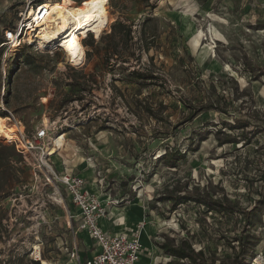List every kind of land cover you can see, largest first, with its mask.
<instances>
[{
    "label": "rangeland",
    "instance_id": "1",
    "mask_svg": "<svg viewBox=\"0 0 264 264\" xmlns=\"http://www.w3.org/2000/svg\"><path fill=\"white\" fill-rule=\"evenodd\" d=\"M98 1L106 10L108 4L107 28L98 37L79 36L80 42L86 36L81 43L85 58L72 62L73 68L64 63L66 48L65 53L34 51L27 44L10 48L3 32L16 21L24 0H0L2 116L20 122L16 137L47 119L63 126L57 133H66L53 137L49 146L57 168L62 159L74 172L83 168L86 157L96 160L103 169L102 190L117 200L104 206L106 211L139 204L142 216L127 228H141L144 254L149 248L155 252L149 234L153 245L165 235L185 237L207 254L229 256L225 252H230L234 217L194 203L170 211L167 203L152 198L175 182L204 187L214 197L224 194L243 207L258 198L264 155V0H150L152 7L142 0H114L116 6ZM91 38L96 41L89 45ZM133 71L156 79L138 78ZM237 119L250 122L245 130L262 127L248 144L240 139L242 129L224 127L235 126ZM218 130L234 133L237 142L219 145ZM178 150L185 157L167 166L160 156ZM22 162L11 163L23 183L30 184L34 176ZM21 185L9 189L10 199L28 193L15 190ZM42 189L31 199L46 203L45 213L59 216L49 222L51 229L45 223L38 228L46 243L43 255L55 261L63 257L56 245L71 235L63 215L73 209L68 200L65 205L47 201L52 188ZM17 203H0V264H33L27 248L34 240V222L26 219L30 212H19ZM251 233L255 244L249 256L264 247V214Z\"/></svg>",
    "mask_w": 264,
    "mask_h": 264
},
{
    "label": "built area",
    "instance_id": "2",
    "mask_svg": "<svg viewBox=\"0 0 264 264\" xmlns=\"http://www.w3.org/2000/svg\"><path fill=\"white\" fill-rule=\"evenodd\" d=\"M51 0H24V2L18 7L17 19L12 26L7 27L3 32V40L8 46L21 47L25 44L30 46L34 51H52L61 50L64 51V37L67 33L60 36L51 38L48 42H45L44 46H38L39 32L42 30V22L44 18L51 12V7L45 3ZM74 4H77L76 1ZM108 10V4H107ZM108 24V23H107ZM105 25V29L107 28ZM102 30V31H103ZM88 34H95L88 31ZM85 38V37H84ZM84 38H81V43ZM96 41V39H94ZM67 57V55H66ZM85 52L82 62H84ZM65 65L76 68L72 61L68 58L65 60ZM7 78V77H6ZM2 98H4L6 87H4ZM42 102L47 101V97L41 98ZM20 123V122H19ZM63 126L56 125L55 122L47 119V122H43L40 126L36 127L31 133H24L18 131L16 139L10 142L14 145L15 149L21 154L23 158V164H27L31 168L34 181L29 183H23L22 178L20 181L22 185L17 188L28 189L27 194H18L19 197H6L2 201L10 200V202H18L16 206H19V212L24 216L30 212L31 216L26 219L34 222L32 231L34 232V240L30 247L27 248L28 254L33 261H41L42 250L45 247V241L40 239L38 234V228L42 223L48 225L45 217L47 207L46 203H38L37 200L33 201L31 196L35 193H39V190H43L42 187L50 186L52 191L50 194H46L49 202L51 203H64L66 197L70 204L77 211L75 216L78 225L76 230L84 231L96 244L97 251L90 257L85 258L82 262L78 260L77 250L74 247L65 249L68 256V261L63 264H72L71 262L77 260V264H141V256L143 253V245L140 237L139 225L132 230L126 229L122 232L111 234L104 231L98 224V220L101 217L109 215L104 206L113 205L117 203V200L109 195L108 199L103 203L97 194L90 191L87 187V179L80 173H75L73 169L65 164L62 159L61 168H57L54 158L55 152H51L49 148L51 138H58L64 135V132L57 133ZM57 133V134H56ZM86 165L91 168L95 175V182L101 189L105 188V181L103 175V169L100 164L92 159L91 156L83 159ZM22 168V167H21ZM39 184L41 188H39ZM14 193V192H13ZM30 204L27 203V199ZM153 199V198H152ZM1 201V202H2ZM0 202V203H1ZM195 250L201 247H195ZM164 257L159 260H153L151 264H165L170 261L172 257L163 252ZM248 264H264V247L253 252L252 256L248 260Z\"/></svg>",
    "mask_w": 264,
    "mask_h": 264
},
{
    "label": "trees",
    "instance_id": "3",
    "mask_svg": "<svg viewBox=\"0 0 264 264\" xmlns=\"http://www.w3.org/2000/svg\"><path fill=\"white\" fill-rule=\"evenodd\" d=\"M59 1L60 0H57L55 2ZM73 1L80 4L82 0ZM142 1L149 7L153 6V2H150V0ZM110 2L111 6L117 5L114 0H110ZM146 21L147 20L144 22ZM115 27L116 26L113 28ZM129 31L130 29L128 28L126 33H129ZM89 43V45H92L94 40L91 38V42ZM25 60L29 64L32 63L29 58H25ZM38 68L43 69L44 66L39 65ZM134 73H136L138 78L148 80L156 79V76L153 74L133 71L132 74ZM84 76H82V78H84ZM69 83L74 85L75 82L71 81ZM80 83L81 82H78V85L81 86ZM4 113L5 112L0 110V116L5 115ZM193 114V111L190 112V117ZM249 125L251 124L248 120L237 119L235 126H226L224 124V127H227L229 130L235 128L242 129L243 132L241 133L240 139H242L245 144H248L250 143L251 136L262 128L256 125L253 130H245ZM218 131L217 143H219V145L237 142L238 138L234 133L224 132L223 130L220 134V130ZM202 140H204V138H201L200 141ZM175 153L176 154H173L170 151L165 152L163 154L164 156L161 155L160 157L164 159V163L167 166L174 167L177 161L185 157V154L180 150ZM14 160L19 163L23 161V158L13 144L0 142V202L8 196L9 189L12 188L13 184L20 181V175L17 173L16 167L11 163ZM257 179L261 182L258 191V198L255 199L250 206L246 207L240 206L237 202L230 200L224 194L220 197H214L204 187L199 188L197 185H192L188 188L186 183L180 184L179 182H175L171 186H166L162 194H158L155 198L153 197L156 202L167 203L170 211L176 210L182 204L194 203L204 208L205 211H214L235 218L233 223L235 232L229 240L230 252H225L229 256L218 258L213 253L207 254L203 248L195 250L193 248V243L189 238L182 237L179 240H175L165 235L163 240L157 243L163 252H167L172 257V259L165 264H248V260L253 254L252 253L249 256L250 249L255 244L251 229L256 222L261 221V215L264 214V155L263 166ZM32 263L39 264L38 261H33Z\"/></svg>",
    "mask_w": 264,
    "mask_h": 264
},
{
    "label": "bare ground",
    "instance_id": "4",
    "mask_svg": "<svg viewBox=\"0 0 264 264\" xmlns=\"http://www.w3.org/2000/svg\"><path fill=\"white\" fill-rule=\"evenodd\" d=\"M54 2L55 0L45 2L51 7V12L41 23L42 30L39 32L38 46L42 47L51 38L67 33L63 39L66 54L72 62L80 64L84 50L79 36L86 35L88 31L93 32L97 37L100 36L108 23L109 14L98 0H85V4L82 5H68L65 0H60V3ZM18 129V122L12 121L7 116H0L1 139L13 141L16 137L15 131ZM43 264H47L46 261Z\"/></svg>",
    "mask_w": 264,
    "mask_h": 264
},
{
    "label": "crops",
    "instance_id": "5",
    "mask_svg": "<svg viewBox=\"0 0 264 264\" xmlns=\"http://www.w3.org/2000/svg\"><path fill=\"white\" fill-rule=\"evenodd\" d=\"M55 159L58 160L57 156L54 158V161ZM76 169L78 172L76 171L75 173H80L87 179L88 189L94 192L95 194H97L99 198L102 200V202L104 203L108 199L110 193L109 192L104 193V191L95 182V175H94L93 170L89 168L86 165V163L83 166V168H81V170H79L78 168ZM67 200L68 198L66 197L65 201ZM72 209H73V213L65 212V214L63 215V226L65 229H67V231L71 235L68 236V238L64 237V239H61L60 243L58 244L56 243L57 244L56 248L61 252L63 257L58 260L52 261V259L46 258L43 255V250H42L41 260L42 259L46 260L47 264H63L64 262L68 261V256L65 252V249L68 248V251H70V247H74L77 250L78 260L80 262H82L85 258L90 257L92 254H94L97 251V246L95 242L84 231L76 230L78 221L75 216L73 217V215H76L77 211L74 209L73 206H72ZM140 210L141 209L139 207V204L133 207L132 202L130 204L129 209L127 210H120V208L112 206V207H109V210H108L109 215L99 218L98 224L104 231L111 233V234H116V233H119V232H122L128 229L127 227L135 225L137 223V219L141 218L142 216ZM45 217L48 222V229H51V225L49 224V222H52V220H59V216L56 213H51V212L45 213ZM59 222L60 223H58V225L61 226V221ZM149 236L150 235L148 234V240L151 243V246L155 248V252L153 248L148 247L149 248L148 253L147 252L146 254L142 253L141 264H151L153 260L156 261L164 257L163 251L157 245L158 242L155 243L156 245H153ZM141 242H142V245L143 244L145 245V243L142 240ZM71 263L77 264V260H74Z\"/></svg>",
    "mask_w": 264,
    "mask_h": 264
}]
</instances>
